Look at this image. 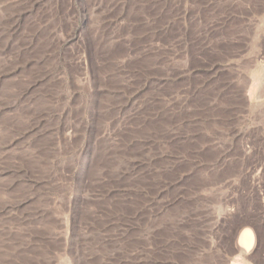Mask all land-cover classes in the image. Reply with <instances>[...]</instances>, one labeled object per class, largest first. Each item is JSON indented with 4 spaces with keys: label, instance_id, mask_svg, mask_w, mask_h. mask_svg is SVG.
Segmentation results:
<instances>
[{
    "label": "rangeland",
    "instance_id": "obj_1",
    "mask_svg": "<svg viewBox=\"0 0 264 264\" xmlns=\"http://www.w3.org/2000/svg\"><path fill=\"white\" fill-rule=\"evenodd\" d=\"M0 264H264V0H0Z\"/></svg>",
    "mask_w": 264,
    "mask_h": 264
},
{
    "label": "bare ground",
    "instance_id": "obj_2",
    "mask_svg": "<svg viewBox=\"0 0 264 264\" xmlns=\"http://www.w3.org/2000/svg\"><path fill=\"white\" fill-rule=\"evenodd\" d=\"M254 243H255V234L253 230L250 227L244 228V230L240 235V239L237 243L238 247L242 250V252H248L254 247Z\"/></svg>",
    "mask_w": 264,
    "mask_h": 264
}]
</instances>
